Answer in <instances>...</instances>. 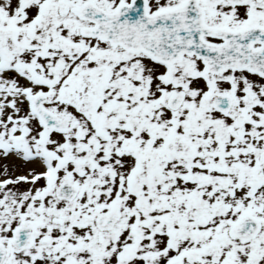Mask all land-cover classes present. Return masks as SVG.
<instances>
[{"label": "snow or ice", "instance_id": "1", "mask_svg": "<svg viewBox=\"0 0 264 264\" xmlns=\"http://www.w3.org/2000/svg\"><path fill=\"white\" fill-rule=\"evenodd\" d=\"M0 264H264V0H0Z\"/></svg>", "mask_w": 264, "mask_h": 264}]
</instances>
